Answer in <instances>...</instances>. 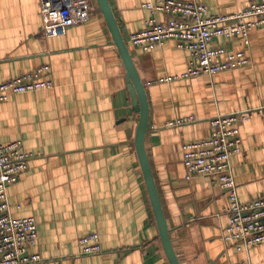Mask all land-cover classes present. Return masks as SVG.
I'll list each match as a JSON object with an SVG mask.
<instances>
[{
	"label": "crops",
	"instance_id": "0c3cea01",
	"mask_svg": "<svg viewBox=\"0 0 264 264\" xmlns=\"http://www.w3.org/2000/svg\"><path fill=\"white\" fill-rule=\"evenodd\" d=\"M110 0L127 34L150 17L146 2ZM191 1V0H185ZM211 14L242 11L264 0H192ZM92 16L46 36L42 0H0V83L50 66L54 87L0 102V143L20 140L33 154L7 188L13 217L33 216L37 243L31 264H169L135 146L139 118L127 70L97 0ZM159 20L164 14L157 12ZM149 101L146 149L182 264H264V244L239 249L224 241L227 193L210 176L191 175L184 144L208 137L212 118L264 106V29L240 38L215 37L212 47L242 51L249 63L213 75L167 82L182 74L188 51L175 39L145 51L128 41ZM192 116L193 121L166 126ZM242 151L231 158L239 198L264 196V117L239 123ZM97 234L100 254L80 255V239Z\"/></svg>",
	"mask_w": 264,
	"mask_h": 264
},
{
	"label": "built area",
	"instance_id": "2783aa9c",
	"mask_svg": "<svg viewBox=\"0 0 264 264\" xmlns=\"http://www.w3.org/2000/svg\"><path fill=\"white\" fill-rule=\"evenodd\" d=\"M151 15L144 28L130 35V44L145 51L168 39L188 51L185 72L165 78L167 82L192 78L247 65L250 61L242 51L226 46L212 47L215 37L240 38L249 43L254 28L264 29V1L252 2L242 11L229 14H211L208 6L197 1L159 0L144 4ZM165 18L159 20L156 13ZM41 16L46 36L61 33L65 28L89 20L92 6L89 0H42ZM50 66L44 65L0 83V102L19 93L54 87L51 79L42 77ZM254 114L264 117V106L218 115L211 120L212 132L203 139L184 144L183 163L191 175L215 178L227 193L226 212L229 222L223 234L224 241H235L239 249L264 244V196L243 201L232 171L231 158L242 151L239 123ZM192 116L168 122L166 126H179L193 121ZM20 140L0 143V264H31L43 260L41 254L29 252L38 240L35 217H13L7 188L17 182L28 167L33 154L22 149ZM80 255L102 253L97 234L80 239Z\"/></svg>",
	"mask_w": 264,
	"mask_h": 264
},
{
	"label": "water",
	"instance_id": "95a60500",
	"mask_svg": "<svg viewBox=\"0 0 264 264\" xmlns=\"http://www.w3.org/2000/svg\"><path fill=\"white\" fill-rule=\"evenodd\" d=\"M97 2L100 12L104 16L106 24L112 34L113 40L123 59L127 70V79L129 80L128 87L133 99V106L139 114L135 132V146L145 184L151 200L160 240L169 264H182L173 246L171 230L167 224L151 162L147 154L146 135L149 125V101L145 85L138 73L129 48L128 41L130 40V36L126 33L127 28L119 24V21L115 16V12L111 6L110 0H97Z\"/></svg>",
	"mask_w": 264,
	"mask_h": 264
}]
</instances>
